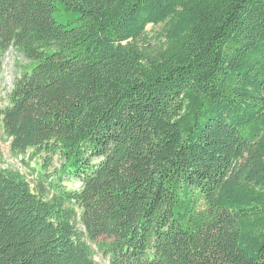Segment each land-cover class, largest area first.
I'll use <instances>...</instances> for the list:
<instances>
[{"label": "trees", "instance_id": "obj_1", "mask_svg": "<svg viewBox=\"0 0 264 264\" xmlns=\"http://www.w3.org/2000/svg\"><path fill=\"white\" fill-rule=\"evenodd\" d=\"M11 48V153L61 163L0 148V264H264V0H0Z\"/></svg>", "mask_w": 264, "mask_h": 264}, {"label": "rangeland", "instance_id": "obj_2", "mask_svg": "<svg viewBox=\"0 0 264 264\" xmlns=\"http://www.w3.org/2000/svg\"><path fill=\"white\" fill-rule=\"evenodd\" d=\"M55 17L60 22H65V18L58 13ZM148 34L152 37L153 41H157L159 27L149 25L147 27ZM33 62L27 60L16 49L11 48L3 57L0 62V108L8 104L9 94L12 92L14 83L20 77L26 68H31ZM0 148L2 153L1 168L11 173H18L24 176L33 186L39 181V173L51 172L60 167V159L56 156L53 158L51 164H48L47 169L44 168L45 155L44 153L33 156L34 151L29 150L25 156H14L10 150V140L4 133L2 119L0 117ZM64 185L68 188H77L80 186L78 181H65ZM74 209L79 217L80 209L75 205H69ZM77 227L83 229L79 219H77ZM102 241V239L100 240ZM94 260L99 264H109V259L101 250H98L95 245H92Z\"/></svg>", "mask_w": 264, "mask_h": 264}]
</instances>
